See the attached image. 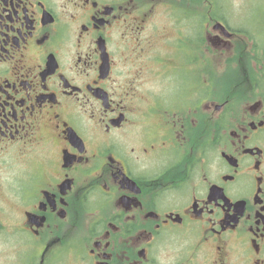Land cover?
<instances>
[{
  "label": "flooded vegetation",
  "instance_id": "obj_1",
  "mask_svg": "<svg viewBox=\"0 0 264 264\" xmlns=\"http://www.w3.org/2000/svg\"><path fill=\"white\" fill-rule=\"evenodd\" d=\"M207 5L0 0V264H264V39Z\"/></svg>",
  "mask_w": 264,
  "mask_h": 264
},
{
  "label": "rangeland",
  "instance_id": "obj_2",
  "mask_svg": "<svg viewBox=\"0 0 264 264\" xmlns=\"http://www.w3.org/2000/svg\"><path fill=\"white\" fill-rule=\"evenodd\" d=\"M215 1L220 12H224L222 8H225L231 14L230 28L245 32L247 38L251 40L252 50L259 47L264 39V0H219L220 3L218 0ZM215 24L217 23H214L213 26ZM240 25L245 27L246 29H243L246 31L240 29L242 28ZM208 27L210 30L212 29L210 26ZM217 28H215L216 31L219 30ZM253 45L257 47L253 49Z\"/></svg>",
  "mask_w": 264,
  "mask_h": 264
},
{
  "label": "trees",
  "instance_id": "obj_3",
  "mask_svg": "<svg viewBox=\"0 0 264 264\" xmlns=\"http://www.w3.org/2000/svg\"><path fill=\"white\" fill-rule=\"evenodd\" d=\"M213 2V0H211ZM207 3L204 0H183V8L191 9L197 7H207Z\"/></svg>",
  "mask_w": 264,
  "mask_h": 264
}]
</instances>
